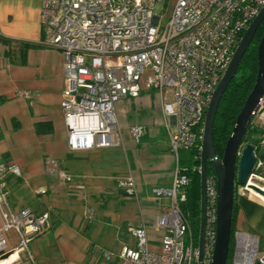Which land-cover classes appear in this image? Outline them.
Listing matches in <instances>:
<instances>
[{"label":"built area","instance_id":"obj_1","mask_svg":"<svg viewBox=\"0 0 264 264\" xmlns=\"http://www.w3.org/2000/svg\"><path fill=\"white\" fill-rule=\"evenodd\" d=\"M156 1L161 0H40L43 35L39 43L63 54L60 105L70 151L119 144L116 102L137 95L142 83L158 90L163 112L176 118L175 129L169 130V147L177 160L171 184L152 188L154 196L169 198L167 209L152 221L162 230L160 246H150L146 222L129 225L134 243H121L115 264H198V240L181 207L190 179L179 163V151L195 149L201 153L204 117L212 93L241 32L264 0H173L164 24L155 11ZM169 89L171 98L167 97ZM17 93L29 97L34 92L20 89ZM253 116L257 117L253 126L262 132L256 153L264 146V93ZM144 131L141 124L131 126L137 140ZM261 163V156H257L255 168ZM52 165L55 170V160ZM20 172L16 163L0 160V256L13 248L26 250L49 216L47 211L37 213L29 207L13 211L9 207L5 176ZM252 177L264 181L255 169L249 181ZM118 185L137 197L132 176L119 179ZM45 191L44 186L38 188L40 193ZM216 201V176L208 174L201 264H209L213 252ZM87 212L94 215L91 209ZM10 229L19 239L13 248L6 235ZM258 245V235L234 230L230 264H264V250L259 252ZM104 257L110 259L112 252H104Z\"/></svg>","mask_w":264,"mask_h":264},{"label":"crops","instance_id":"obj_2","mask_svg":"<svg viewBox=\"0 0 264 264\" xmlns=\"http://www.w3.org/2000/svg\"><path fill=\"white\" fill-rule=\"evenodd\" d=\"M39 14L40 0H0V36L11 39L10 43L0 41V114L5 107V109H11L12 118L16 117L12 124L7 125L6 131L2 129L0 117V160L16 163L21 171L18 175L10 173L5 176L9 207L13 211L25 207L37 213L47 211L49 219L45 229L50 224L56 236L62 235L65 240L76 238V241L83 245L87 252L93 242L88 234L90 227L83 226L78 217L81 215L86 217L90 208H93L94 215L96 209L98 211L102 208L106 209L108 202L115 197L116 189L128 195L124 188L118 185V181L132 176L137 188V197L131 196L138 200V194H140L144 203L138 204V213L126 218V229L129 225L146 222L150 246L158 248L162 230L156 229L152 221L158 212L167 209L169 198L154 196L152 188L171 184L177 160L175 153L169 147V130L175 129L176 118L163 112V102L155 87H147L142 83L137 95L127 96L116 102L119 144L70 151L67 146L64 122L61 131V138L64 141L63 153H60L61 158L56 157L59 160L55 170L52 168L49 170L51 174L45 172L42 158L37 162L40 164L38 167L36 163L27 165L23 161L22 153L26 148L27 138L51 134L55 123L60 121V116H53L54 108L62 109L60 99L64 86L63 54L58 48L54 47L51 59L47 57L40 59V70L37 72V76L41 78L40 87H18L9 84L12 78L9 72V62L16 60L17 56L22 62L20 49H18L19 43L22 41L33 43L26 53L38 45L46 47L39 43L43 35ZM22 16L24 17L23 22L16 21ZM17 24H23L28 35L20 37L28 38V40L8 36H19L12 31L13 26H22ZM23 88L35 89L39 93L32 98L25 97L29 100L27 103L14 93L15 90ZM20 112H22L21 115ZM13 114H19L20 117ZM38 120H48L49 124L45 127L48 126L49 130L37 131L35 123ZM135 124H141L145 130L138 140L131 133V126ZM182 151H179L180 154ZM31 165H34V168H29ZM63 176H65V182ZM33 179L37 181L31 183ZM45 182H49L55 189H50L46 198L39 202L32 201L34 205H30L25 200L26 194L29 193L31 197L33 194L41 195L42 193L38 192L40 186L47 187L45 191L47 192L49 184ZM236 202L241 211L244 209L247 211L248 205L262 207L257 199L249 195L236 197ZM15 234L16 239L8 238L10 248L18 244L16 231ZM119 234L120 231L113 234L116 242L120 245L123 241L129 242L123 240ZM13 249L16 250L17 257L6 264H35V258L28 245L26 250Z\"/></svg>","mask_w":264,"mask_h":264},{"label":"rangeland","instance_id":"obj_3","mask_svg":"<svg viewBox=\"0 0 264 264\" xmlns=\"http://www.w3.org/2000/svg\"><path fill=\"white\" fill-rule=\"evenodd\" d=\"M172 4L173 0L156 1L155 11L161 14L160 24H164V22L168 19V14L170 13ZM16 21L23 22L24 17L22 16ZM17 25L22 26H13L12 31L19 36H8L16 39L28 40V38L20 37L26 34L28 35L27 31L23 27V24ZM54 49L55 48H52L51 46L44 47L38 45L32 47V50L26 53V58L22 62L19 60V56L15 58L16 60L9 62V72L12 77L9 80V84H13L18 87H40L41 78L37 76V72L40 70V59L42 60L44 57H47V59H51ZM7 56L8 55H5V57ZM18 90L14 91L15 95L20 96L19 98H23V100H25L27 103L29 102V100L26 98H32L39 93V91L35 89H29L34 93L31 96L25 98L21 97V95L17 93ZM167 97L171 98L170 89L168 90ZM21 109L22 108L20 107V110ZM17 112H19V110H17ZM54 112L53 116H60V121H57L55 123L54 130H52L51 134L38 135L27 138L26 148L22 153V159L27 165L36 163L35 165L38 167L40 166V164L37 162L41 161L42 158V165L44 166L46 173L49 172V170L53 167V160L58 163L57 161L59 159H56V157L61 158L60 153H63L64 146V141L61 138V131L64 126L63 112L59 107L54 108ZM10 113H12L11 109H5L4 107V109L1 110L0 117L2 119L1 126L3 131H6L7 125L12 124L14 119L16 118H12V115H10ZM21 113L22 112H20L19 114L21 115ZM19 114L13 115H16L18 117ZM256 121L257 117L253 116L250 123L251 127L247 131V133H249L252 138L257 137V134L261 132L260 128L253 127V123H256ZM261 158L262 163L259 164L257 168H255V171L257 170V173L264 175V155L261 156ZM29 168H34V165H31ZM64 177L65 176H63V181ZM68 179H70V177ZM250 180L264 186V181L262 180L254 177L250 178ZM36 181V179H33L31 183H35ZM45 183L49 184V182ZM50 189L54 190L55 188L49 184L48 191L42 193L41 195L33 194L31 197V195L27 193L25 200L30 205H34L32 201L39 202L43 198H46V195L50 193ZM236 194L237 198H240V196L242 195H249L257 199L262 204V207L248 205L247 211L245 209L241 211V209L238 208L234 225V230L248 231L258 235L259 252H262L264 250V202L248 188L242 187V184L236 185ZM139 203H144L143 198L140 194H138L137 200V198H135L134 196H131L130 194L125 195L123 192L116 189L115 197L113 198V200L108 202L106 209L102 208V210L100 211L96 209L95 215L92 216H89V212H87L86 217H83L82 215L78 217V219L82 221L83 226L90 227V231L88 234L90 235V239L93 242L87 249V252L84 249V246L76 241V238L74 240H65L62 235L56 236V234H54L53 226H50V224L48 225V228L45 229L49 219L48 216L42 231L37 233L38 235L36 234V236H33L27 243L28 248L30 249V251H32L35 258V264H115L116 253L119 250L120 244L119 242H116L114 240L113 234H115L116 231H120L119 235L123 240H128L130 243L134 241V237L132 236L130 231L126 229V218H128V216L130 215L138 213ZM181 207L183 211L186 212V215H188L189 220H191L190 206L188 202H181ZM90 209L94 211L93 208ZM75 220H77V218H75ZM122 223L123 225L121 226ZM192 229L195 241L197 242L198 229L196 228V226H192ZM7 234L9 239H16L15 231H8ZM106 251L112 252V257L110 259H106L104 257V252ZM231 255L232 251L230 252V255L228 257L227 264H230Z\"/></svg>","mask_w":264,"mask_h":264},{"label":"water","instance_id":"obj_4","mask_svg":"<svg viewBox=\"0 0 264 264\" xmlns=\"http://www.w3.org/2000/svg\"><path fill=\"white\" fill-rule=\"evenodd\" d=\"M264 18V5L254 16L241 35L230 62L228 63L223 76L214 89L207 106L204 117V133L201 149L200 164V222L198 232L199 263L203 258L205 239V186L207 176V161L213 165L217 185L216 201V235L213 252L209 264H227L229 244L232 230V211L234 204L235 183L244 184L247 188L264 195V187L253 181H249L250 173L255 169L257 156L264 155V146H260L256 153V144L246 141L245 135L251 123L253 112L257 103L264 93V31L260 36L257 46L258 68L255 82L246 95L244 103L237 113L235 123L228 135L222 155L217 154L213 143L212 126L214 116L218 107L221 95L229 80L237 69L238 63L248 47L258 25ZM11 249L0 257L10 254Z\"/></svg>","mask_w":264,"mask_h":264},{"label":"trees","instance_id":"obj_5","mask_svg":"<svg viewBox=\"0 0 264 264\" xmlns=\"http://www.w3.org/2000/svg\"><path fill=\"white\" fill-rule=\"evenodd\" d=\"M245 30V29H244ZM244 30L241 32L243 34ZM264 31V18L258 25L248 47L243 53L236 71L229 80L226 88L224 89L221 98L218 103V107L214 116L212 132H213V143L217 151V154L222 155L224 145L228 135L230 134L232 127L235 123L237 113L239 112L246 95L251 90L255 79L258 68L257 62V46ZM0 41L3 43H10L11 39L0 36ZM33 44L29 41H22L18 45L20 49V54L22 61L25 59V54L30 45ZM49 121L38 120L35 123V128L37 131H47L49 130L48 126ZM251 125L249 124L248 130ZM254 127V126H253ZM246 141H252L258 143L260 136L252 138L249 133L245 135L244 138ZM182 151V149L180 150ZM201 153L195 149H183L179 152V163L182 167H185L184 171L188 174L190 182L187 186V194L184 201H187L190 206V222L192 226H196L199 232V222H200V164H201ZM207 175L214 174L213 165L210 160L207 161ZM236 193L234 192V204L232 211V230L231 238L229 244V252L232 251L233 247V232L236 214L238 210V204L236 202ZM183 201V202H184ZM186 213V212H185ZM188 216V215H187Z\"/></svg>","mask_w":264,"mask_h":264},{"label":"bare ground","instance_id":"obj_6","mask_svg":"<svg viewBox=\"0 0 264 264\" xmlns=\"http://www.w3.org/2000/svg\"><path fill=\"white\" fill-rule=\"evenodd\" d=\"M264 187V186H263ZM254 194L257 195L259 199H261L264 202V195L260 194L259 192H256L252 190ZM17 257L16 250L12 251L10 254L4 256L3 258L0 257V264H6L7 262L15 259Z\"/></svg>","mask_w":264,"mask_h":264},{"label":"flooded vegetation","instance_id":"obj_7","mask_svg":"<svg viewBox=\"0 0 264 264\" xmlns=\"http://www.w3.org/2000/svg\"><path fill=\"white\" fill-rule=\"evenodd\" d=\"M261 133H262V132H260V133H259V134H257V135H258V136H260V135H261ZM258 136H257V137H258ZM255 144H256V143H255ZM237 184H239V183H235V188H234V192H235V193H236V185H237ZM235 195H236V194H235Z\"/></svg>","mask_w":264,"mask_h":264}]
</instances>
